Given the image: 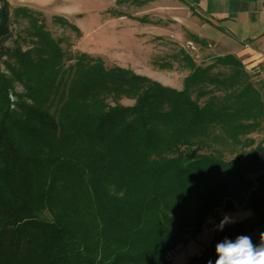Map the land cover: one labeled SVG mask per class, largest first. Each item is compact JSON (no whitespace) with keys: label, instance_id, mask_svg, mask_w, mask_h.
<instances>
[{"label":"trees","instance_id":"16d2710c","mask_svg":"<svg viewBox=\"0 0 264 264\" xmlns=\"http://www.w3.org/2000/svg\"><path fill=\"white\" fill-rule=\"evenodd\" d=\"M17 10L25 49L5 45L0 6V264H170L212 209L233 202L251 215L186 264L214 262L217 242L264 227V144L251 137L264 92L238 58L202 66L185 55L180 90L86 53L65 67L45 23Z\"/></svg>","mask_w":264,"mask_h":264},{"label":"rangeland","instance_id":"374dc122","mask_svg":"<svg viewBox=\"0 0 264 264\" xmlns=\"http://www.w3.org/2000/svg\"><path fill=\"white\" fill-rule=\"evenodd\" d=\"M4 2L9 4L11 31L5 45H20L21 49L28 47L30 38L26 30L29 22L17 10L26 8L45 23L46 29L59 42L65 53V67L74 63L76 55L86 53L101 58L107 68H128L163 86L180 90L191 72L185 55L202 66L212 63L215 57L212 42L200 35L203 23L177 0H0V6ZM4 59L0 60V67L9 75L2 62ZM220 68L215 67L212 71L217 72ZM245 69L254 85L264 92V68L257 65ZM23 92V86L15 82L13 92L9 94L14 110L18 111L15 93ZM203 100L204 97L198 98V103ZM120 102L129 106L134 100L123 98ZM251 137L255 141L264 139V122L262 130ZM226 159H233V156L227 153ZM233 204L234 210L225 211L223 208L219 211L216 226L225 215L234 222L250 216L249 211L239 210L241 207L236 202ZM216 226L209 237H189L185 247L179 246L181 249L170 264H186L191 257L199 255L210 243L212 235L219 231ZM262 233L264 228L248 236L259 243Z\"/></svg>","mask_w":264,"mask_h":264},{"label":"crops","instance_id":"0c3cea01","mask_svg":"<svg viewBox=\"0 0 264 264\" xmlns=\"http://www.w3.org/2000/svg\"><path fill=\"white\" fill-rule=\"evenodd\" d=\"M177 1L203 23L200 35L212 42L215 56L231 54L245 67L264 68V0ZM261 140L264 144V139ZM199 235L209 237L204 233Z\"/></svg>","mask_w":264,"mask_h":264},{"label":"clouds","instance_id":"9594fccd","mask_svg":"<svg viewBox=\"0 0 264 264\" xmlns=\"http://www.w3.org/2000/svg\"><path fill=\"white\" fill-rule=\"evenodd\" d=\"M233 222L230 216L225 215L216 229L222 230L226 224ZM215 255L214 264H264V233L259 243L248 235H238L234 239L225 237L216 243ZM207 264H213V261L208 260Z\"/></svg>","mask_w":264,"mask_h":264},{"label":"built area","instance_id":"2783aa9c","mask_svg":"<svg viewBox=\"0 0 264 264\" xmlns=\"http://www.w3.org/2000/svg\"><path fill=\"white\" fill-rule=\"evenodd\" d=\"M221 209H223V206L215 207L214 209H212L209 216L205 219V221L202 223V225L200 227V234L204 233L206 235H210L214 232L215 226L217 224V216H218V213ZM169 257H171V254L169 255ZM214 262H213V264H214Z\"/></svg>","mask_w":264,"mask_h":264}]
</instances>
